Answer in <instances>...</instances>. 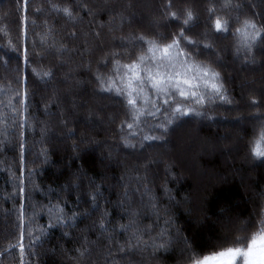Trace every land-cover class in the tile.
I'll use <instances>...</instances> for the list:
<instances>
[{
  "label": "trees",
  "instance_id": "1",
  "mask_svg": "<svg viewBox=\"0 0 264 264\" xmlns=\"http://www.w3.org/2000/svg\"><path fill=\"white\" fill-rule=\"evenodd\" d=\"M168 4L170 8L165 7ZM163 10L168 13L166 18ZM196 14V24L191 28ZM217 19L222 25L220 34L214 27ZM245 20L264 31V0H0V264H192L194 260L201 264L205 257L244 249L254 238L260 239L264 232V198L259 215L258 208L264 196V169L248 171L245 165L233 161L227 164L216 154L211 159L215 160L214 177L196 191L169 138L176 128L183 130L198 121L195 125L204 128L200 129L204 138L214 141L228 128L224 124L207 126L204 122L209 116L213 118L218 111L251 113L253 107L261 116L256 121L244 119L238 128L244 139L251 138V155L264 122V54L256 47L251 53L244 50V37L236 30L245 31ZM226 22L227 34L223 31ZM183 28L189 29L184 32L189 40L217 44L220 67L206 58L215 57L211 51L194 62L220 73L221 79L216 82L223 84L221 94L228 101H221L210 87L192 88L205 99L202 103L189 99L180 104L182 111H195L167 126L164 143L146 141L141 149V136L147 133L142 124L144 132L132 140L136 147L129 150L120 142L123 136L132 138L131 133L137 130L127 129L130 119L122 126L126 118L118 105L104 107L102 95H107L100 93L101 86L93 79L98 71L114 73V63L98 69V62L113 51L124 50L120 48L122 38L155 39L156 33L167 32V42H171V36ZM233 48L245 59L254 57L257 63H241L233 57ZM25 49L31 57L28 62L23 58ZM2 62L11 74L4 72ZM127 62L121 59V63ZM33 68L52 75L41 79L30 74L29 101L22 103L24 77ZM103 87H108L106 82ZM252 95L255 103L248 105ZM176 99L182 100L178 94ZM234 99L236 108H224ZM96 100L112 121L105 115L101 121L86 120L97 110L93 107ZM24 135L29 150L22 172L18 142ZM73 136L79 141H71ZM260 147L264 150V140ZM207 160L201 159L212 166ZM149 162L147 187L158 197V215L141 203L144 182L137 181L138 176L145 175ZM236 166L241 175L232 172ZM97 186L103 194L98 205L85 203ZM125 186L130 200L122 196ZM21 187L25 193H19ZM134 188L140 191L132 192ZM65 200L67 207L61 202ZM55 205L64 209L66 217H71L72 211L78 215L56 226L55 217L61 213ZM85 209H90V215L82 214ZM128 210L138 215L134 228L124 231L118 226L129 222L130 217L125 215ZM105 211L108 217L103 216ZM230 219L242 220L241 228L246 230L234 241L224 237L236 229ZM20 244L24 245L23 252ZM156 244L160 245L157 250L153 248ZM237 261L243 264L241 258Z\"/></svg>",
  "mask_w": 264,
  "mask_h": 264
},
{
  "label": "snow or ice",
  "instance_id": "2",
  "mask_svg": "<svg viewBox=\"0 0 264 264\" xmlns=\"http://www.w3.org/2000/svg\"><path fill=\"white\" fill-rule=\"evenodd\" d=\"M170 8L171 4L165 6ZM67 12L68 10L65 9ZM174 15V14H173ZM191 18V13H188ZM133 19H135L133 17ZM178 19V17H176ZM188 24L186 20L184 22ZM214 27L217 34L222 31V25L219 19L214 22ZM229 25L227 22L224 25L223 31L227 34V28ZM251 29L250 32L247 29ZM245 31L237 29L244 39L242 41L244 50L248 53L253 51L256 47L264 54V31L257 29L256 24L251 23L248 20L244 21ZM188 28H183L175 36H171V42L169 41L170 34L156 33L155 39L145 40L144 36H131L129 38H122L120 48L122 51H113L108 54L103 60L98 62L99 68H108L109 64L114 63L116 71L111 75L99 73L93 76L100 87V93L105 94L111 99L116 105L123 110L126 120L122 121V126L128 119L132 122L127 123V129L137 130L132 132V138L129 136H123V145L126 148L134 149L136 147L132 140L136 138L139 133L144 132L141 128L143 124L147 128V133L141 136L140 147L143 149L146 145V141H160L163 142L165 136L168 134V125L173 123V120H179L181 116H186L189 111L192 110H181L180 104L188 101L189 99H195L197 103H202L205 96L197 91H191L192 88H199L201 86L210 87L214 94L219 95L221 101H228L226 95L221 94L224 88L222 83H217L221 79L220 73L211 69L210 67H201L199 63H195V58L202 56L206 51L212 50L211 44H202L199 41L189 40L184 36V32L188 31ZM179 37V39L176 38ZM259 37V40L257 39ZM159 41V43H157ZM255 42V43H254ZM147 45L146 49L143 48ZM183 45V46H182ZM187 49H199V51H188ZM23 58L25 62L30 61L31 57L28 56L27 49L24 50ZM120 58V59H117ZM121 59L127 60V63H121ZM219 63V60L216 61ZM19 70V65L17 66ZM35 74L36 76L43 78H51V72H37L36 69H32L31 73L25 74L24 85L25 91L23 94V102L29 101L30 93L27 89L28 76ZM117 77L114 79L113 77ZM107 83L108 87L105 89L103 85ZM151 93V95L149 94ZM177 94L182 100L176 99ZM142 102V104H141ZM255 103V101H253ZM140 105V106H138ZM175 105V107H173ZM27 111H30L28 104H25ZM47 111V107L44 109ZM196 115H201L200 112H196ZM162 117V121H161ZM155 121V122H150ZM24 123H27L25 120ZM150 133V134H149ZM159 133V134H156ZM264 140V122L261 125V138L254 142L253 147L250 149L251 155L254 159H260L264 162V150L261 149L260 143ZM27 135H24V140L18 142L20 149V170L23 172L26 170L27 153L28 147L26 144ZM46 156V154H45ZM152 162H149L145 167V175L138 176V183L144 182V192L141 194V203L146 207H151L158 213V197L153 193V190L147 187L149 183L147 179V168L151 166ZM123 179V178H121ZM79 187V185H75ZM122 193L125 200H130V193L127 190ZM132 192H138L139 188H134ZM26 189L21 187L19 193H25ZM103 194L100 187L97 186L96 191L85 200V203L90 205H98L99 197ZM145 198L147 202H145ZM79 199V196H76ZM67 207V201H61ZM124 207L123 202L120 205ZM57 211L61 213L55 217V225L59 226L63 223L64 219H75L78 215L77 212L72 211L71 217L64 216V209H61L59 205H55ZM90 215V209H85L82 213ZM110 214L105 211L104 217H108ZM125 215L130 217L127 224L119 225V229L127 231L132 229L136 223L137 212L128 210ZM21 223L23 219L21 218ZM167 223H170L168 221ZM103 226V225H101ZM23 239V233L21 234ZM261 239L264 240V232L261 234ZM256 244L255 238L249 243L247 251L243 253L244 261L243 264H264V249L255 250L254 245ZM20 250H25L24 245L20 244ZM241 249H228L227 253L221 252V257L227 256L225 264H236V259ZM207 259V257H205ZM23 264V261H21ZM192 264H200V261L194 260Z\"/></svg>",
  "mask_w": 264,
  "mask_h": 264
},
{
  "label": "rangeland",
  "instance_id": "3",
  "mask_svg": "<svg viewBox=\"0 0 264 264\" xmlns=\"http://www.w3.org/2000/svg\"><path fill=\"white\" fill-rule=\"evenodd\" d=\"M162 13H163V16L166 18L167 14H168L166 12V10H163ZM207 13L209 14L208 8H207ZM197 18H198V15L196 16V19L192 21L193 26L191 28H193L194 25L196 24ZM221 37H222V35H221ZM216 38H219V36H217ZM229 38H230L231 42L234 43L233 38L230 35H229ZM212 43H213V41H212ZM216 45L217 44L214 42L212 45V50H211V52H213L215 54V57H206V58H208V59L210 58L216 64V66L220 67V64L216 62L217 60H219V61L221 60V56L219 55L218 52H216L217 51ZM232 53H233V57L237 60H240L241 63L249 64L251 66L255 65L257 63V59H255L254 57H249L246 59L243 58L241 53H239L235 48H233ZM1 66H3L4 72L8 71V73L11 74V72H9V70H8V66L5 63L2 62ZM40 81L42 84H46L41 79H40ZM51 81H49V82H51ZM67 81H69V79ZM95 89H96V86H95ZM96 92L99 94L97 89H96ZM102 97H103V100H105L104 105H106V106H104V107L109 106V104H111L112 106L115 105L114 102H112V100L108 98V96L102 95ZM254 100H255V98L252 95L250 98L247 99L246 103H248V105H249V103H252ZM100 104L101 103H99V101H97V100L94 102L93 107L97 110H93L92 111V118L88 116V118L86 120H91V119L93 120L95 118V119H98L101 121V119L104 118V116H102V115H105V117L108 118V120L112 121L111 120L112 117H109V114L104 111V107L102 108L100 106ZM236 106H237V102L234 99L232 103H230L228 106H226L224 108H226V109L232 108L233 109V108H236ZM93 107H92V109H94ZM60 108H61V106H60ZM254 109L255 108L252 107L251 113L245 111L244 114H238V113L232 114V113L227 112V111H224V112L218 111L219 113L214 114V116H212L214 119L210 118V116H209V118L207 120H205V122L203 121L204 123L207 124V126H211V127L215 128V127H217L216 124H224L225 128H228V130L225 129L224 136L221 135V137L220 136L217 137L216 140H214V141L210 140L208 137L204 138V136L201 134L202 132H200L201 128L198 127L197 125H195V122H198V121H192L194 125L189 126L186 129L184 128L183 130H181L179 128L178 129L176 128L172 133H170L169 138L172 142L171 146H172L174 152H176V155L178 156L179 160L183 163V166L185 167V169L189 171L190 179L195 184L196 191H199V188L201 186L203 187V184L206 181H208L212 177H214L215 169H214L213 162H215V160L211 161V159L216 154L217 155L219 154L220 159L222 161L226 162L227 164L228 163L231 164L232 161L235 163L239 162V163L245 165V167L247 168L246 170H248V171H250L252 169H254V171H255L256 168H260L263 171V169H264L263 163H259L255 160H253L252 158L250 160L251 155L249 153V144H250L251 138L249 137L247 139H244V137L241 136L239 134V131H238V128L242 127L244 119L250 118V119H253L256 121V119L259 116H261L260 114L255 112ZM69 122H70V120H69ZM88 123H90V122H87V124ZM258 124H259V121L255 124L256 127ZM256 127L254 128L255 131H256ZM203 129H201V131ZM71 139H72L71 141H73V142L79 141L78 137L73 136ZM237 139L239 141H237ZM242 139H244V140H242ZM120 143L122 144L123 142L121 141ZM122 146H124V145L122 144ZM220 151H222V153ZM235 156L238 159H236ZM202 158L208 159L207 161H209L212 164V166L211 165L207 166L206 164H203V161H201ZM259 166H261L262 168ZM236 171L238 173H236ZM232 172L239 174V175L242 174L241 173L242 171L239 167H237L236 170L233 168ZM244 175H242V176H244ZM240 178L245 179L244 177H241V176H240ZM250 179H252V178L250 177ZM197 186H199V187H197ZM143 192H144V190H142V193ZM196 194H198V193L196 192ZM263 198H264V196H262L259 199L260 204H259V208H258V215H259L261 207H262ZM197 199H198V197H197ZM224 221H226V220H224ZM229 222L235 224L234 227L236 229L233 231L231 230V232L229 231L228 234L225 232L226 235L224 237H227V238L230 237L229 239L232 238L234 241L238 237H240L241 235L245 234V231H246L244 229L245 227L241 228V225L243 224L242 220L230 219ZM73 228H76V225ZM103 233H109V232H103L102 231V234ZM222 242H223V240L216 242V244H219ZM159 247H160L159 244L153 245V248H155L156 250ZM254 248L257 251L260 249H264V240L256 242V244L254 245ZM239 249H241V252L237 256L236 264L239 262V261H237L239 258H241V260L244 261L243 253L245 251H247L248 247L244 248V249H242V248H239ZM51 251L55 252L54 249H51ZM227 251H225V253H227ZM226 260H227V256L221 257L219 254H217V255L208 256L207 259L204 258L202 263L203 264H225Z\"/></svg>",
  "mask_w": 264,
  "mask_h": 264
}]
</instances>
